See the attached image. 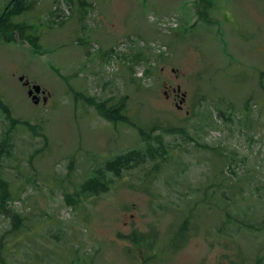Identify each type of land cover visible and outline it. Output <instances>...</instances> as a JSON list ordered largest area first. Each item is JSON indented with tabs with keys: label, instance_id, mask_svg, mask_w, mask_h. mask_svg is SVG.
<instances>
[{
	"label": "rangeland",
	"instance_id": "1",
	"mask_svg": "<svg viewBox=\"0 0 264 264\" xmlns=\"http://www.w3.org/2000/svg\"><path fill=\"white\" fill-rule=\"evenodd\" d=\"M26 2L15 22L38 50L0 38V264H264V0ZM177 85L180 110L164 94ZM88 96L127 97L148 135L151 123L173 132L143 142ZM148 146L168 153L158 169L132 162L106 193L68 205L100 165ZM135 227L153 237L146 251H168L133 258Z\"/></svg>",
	"mask_w": 264,
	"mask_h": 264
},
{
	"label": "trees",
	"instance_id": "2",
	"mask_svg": "<svg viewBox=\"0 0 264 264\" xmlns=\"http://www.w3.org/2000/svg\"><path fill=\"white\" fill-rule=\"evenodd\" d=\"M81 5H85L83 0H79ZM80 5V6H81ZM31 3L26 2V0H9L8 4L4 7V10L0 14V38H4L6 41L15 40V34L16 32L20 33V38L23 40L28 39L30 43L34 44L35 47H33L34 50L38 46L36 43L37 38L24 36L23 30L27 27L23 23H17L15 22V18L20 17V15L28 12L31 9ZM87 6L88 3H87ZM82 7V6H81ZM127 97H122L120 99H123L121 101H116L113 99H109L110 101H102L98 102L93 98H88L87 101L94 105L96 109L101 112V114L106 117L110 122L113 123H129L131 122L128 119V116L126 115V99ZM132 124H134L132 122ZM135 125V124H134ZM149 128V126L147 127ZM150 129V128H149ZM141 131V136L144 138L145 141H148L149 143V136L154 134L156 131L161 130L166 133H172L173 129H169L167 127H163L159 125L158 123L154 124L149 131L151 133L147 136L145 134L148 132L139 129ZM145 136V137H144ZM7 143H4L1 147L3 150H5V147H7ZM161 153L157 154V151L155 150L154 146H148L144 150L142 149H134L127 151L124 154H121L119 156H116L112 159H109L106 163V170L108 174H110L107 179V176L103 172V170L99 169L93 177H91L85 185L83 186L82 190L80 192H76L75 194H66L65 199L66 202L69 205H77L81 199V197H98L103 195L109 190L110 184L113 183V179H118L122 176V171L125 172L131 168V163L135 165H142V163L145 161V159L149 156L151 159H155L154 161H157L159 159H162L164 156L166 160L167 151L165 148L160 147ZM159 164H156L154 167L157 169L159 168ZM103 193V194H102ZM214 201L209 203V207L213 206ZM201 208V207H200ZM186 224H188L189 221H184ZM179 234L184 233V229H180L178 231ZM138 237V236H137ZM138 239H140L138 237ZM135 240V239H134ZM142 247V246H141Z\"/></svg>",
	"mask_w": 264,
	"mask_h": 264
},
{
	"label": "water",
	"instance_id": "3",
	"mask_svg": "<svg viewBox=\"0 0 264 264\" xmlns=\"http://www.w3.org/2000/svg\"><path fill=\"white\" fill-rule=\"evenodd\" d=\"M36 90L38 91V88H36Z\"/></svg>",
	"mask_w": 264,
	"mask_h": 264
}]
</instances>
